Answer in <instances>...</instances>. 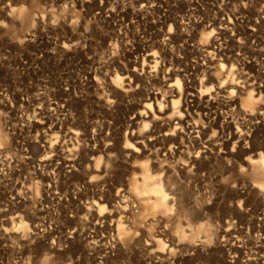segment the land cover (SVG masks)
Wrapping results in <instances>:
<instances>
[{
	"label": "rangeland",
	"instance_id": "rangeland-1",
	"mask_svg": "<svg viewBox=\"0 0 264 264\" xmlns=\"http://www.w3.org/2000/svg\"><path fill=\"white\" fill-rule=\"evenodd\" d=\"M0 137V264H264V0H0Z\"/></svg>",
	"mask_w": 264,
	"mask_h": 264
},
{
	"label": "bare ground",
	"instance_id": "bare-ground-1",
	"mask_svg": "<svg viewBox=\"0 0 264 264\" xmlns=\"http://www.w3.org/2000/svg\"><path fill=\"white\" fill-rule=\"evenodd\" d=\"M228 28V27H227ZM226 30V29H225ZM210 39H212L209 34H205L203 35L202 37V42L203 43H207L208 44V47L210 42ZM207 52V55H211V52H209V50L206 51ZM147 59H148V71H153L155 69H157L158 67V62L156 61V58H155V54H149L147 56ZM213 71L216 70V67L212 68ZM220 73H222V77H224L223 79H220V80H217V83L221 85L223 84H227V88L228 90H230V93L234 92V90L236 89H241V84L244 85V79L242 81H237L238 80V76L241 78V75L239 73H237V71L234 69V67L232 65H230V67L228 68L226 65L224 64H220L218 66V68ZM219 73V74H220ZM237 74V75H236ZM174 76V82L169 86V94H170V97H171V104H172V108H177V105L179 104L180 102V98L182 96V92H181V83L179 81V79L177 78V75H173ZM237 76V78H236ZM222 82V83H221ZM122 83L123 81L118 77L116 76L115 77V80H114V86L117 88L119 87H122ZM241 83V84H240ZM204 86V84L202 85ZM243 87V86H242ZM212 87H209V89H211ZM244 88V87H243ZM207 89V88H206ZM205 89V90H206ZM207 89V90H209ZM218 89H221L220 87ZM237 91V90H236ZM240 91V90H239ZM201 93H203V91H200ZM240 93V92H239ZM254 98L253 96L250 95H247V97L245 98L244 100V107H247V108H250V105L251 104H254ZM144 108L146 109H151V103L149 102H146L144 105H143ZM145 114V113H144ZM145 117V116H144ZM228 118V117H227ZM211 120V119H210ZM215 120V119H214ZM219 120V119H218ZM216 121V120H215ZM218 122V121H217ZM233 123V122H232ZM143 124L145 125V123L143 122ZM213 124V122H212ZM205 126V125H204ZM222 127V126H221ZM8 128V127H7ZM9 131V130H8ZM9 134L12 133V136H15V133L13 132V130H11V132H8ZM1 137H0V142H1ZM19 143V142H18ZM36 143V141H35ZM34 144V143H33ZM126 150H130V151H135V148L134 147H131V144H127L126 147H125ZM26 151V150H25ZM51 151V147L48 148V152ZM26 153V152H25ZM28 153V152H27ZM44 154H47L46 151H44ZM48 155V154H47ZM45 161V160H44ZM40 162H43V161H40ZM46 163V161H45ZM44 163V164H45ZM50 163V162H49ZM191 162H189L188 164H190ZM253 168V171H255V173H257V175H259L260 177H263L264 176V154H259V156L256 158V160H251L250 159V162ZM51 164V163H50ZM184 166H187V164L185 163ZM95 170H99V169H95ZM142 180L141 182L138 183L134 181V185H132V188L133 189L132 191L135 192V195L141 200L143 201V204L147 203V204H150L152 206V208L156 209L157 207H162V208H165L166 210H169L170 207H169V198H168V195L165 193V186L163 185V182L162 180H159L157 177H153L151 172H150V167L148 165H143L142 167ZM161 179V178H160ZM140 181V180H139ZM260 189L264 190V184H261L260 185ZM168 193V192H167ZM122 194V192H121ZM121 196L119 194H117L115 196L116 200L118 198H120ZM124 197V196H123ZM139 200V201H140ZM90 205V204H89ZM86 206V205H85ZM93 208H98L97 209V212H95L94 215L91 214V216L94 218L95 222H101L103 221L104 219H107V218H110L111 219V222H113V217H112V214L109 213L108 215L105 214V212H103L105 210V206H101L99 205L98 203H92V205L88 208H86V210H89V213L91 212V210H94ZM95 209V210H96ZM94 210V211H95ZM88 217V216H87ZM21 221V220H20ZM91 221V220H90ZM93 221V220H92ZM105 221V220H104ZM89 222V221H88ZM95 223V224H96ZM102 223V222H101ZM18 224V229H21V230H25L27 227L25 224L21 222L17 223ZM16 224V225H17ZM94 224V226H95ZM15 225V227H17ZM122 225H117L115 228L116 229V232L119 234V233H124V229L121 227ZM92 227H93V224H92ZM93 229V228H92ZM96 229V227H95ZM93 229V230H95ZM199 230H202L203 228H199ZM97 230V229H96ZM198 233V232H197Z\"/></svg>",
	"mask_w": 264,
	"mask_h": 264
}]
</instances>
